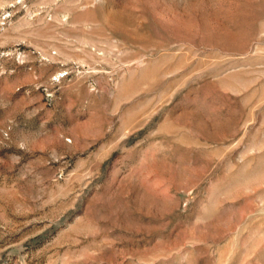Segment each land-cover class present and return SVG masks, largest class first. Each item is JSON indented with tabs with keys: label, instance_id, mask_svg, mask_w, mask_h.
I'll return each mask as SVG.
<instances>
[{
	"label": "rangeland",
	"instance_id": "1",
	"mask_svg": "<svg viewBox=\"0 0 264 264\" xmlns=\"http://www.w3.org/2000/svg\"><path fill=\"white\" fill-rule=\"evenodd\" d=\"M0 264H264V0H0Z\"/></svg>",
	"mask_w": 264,
	"mask_h": 264
}]
</instances>
